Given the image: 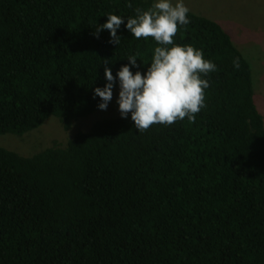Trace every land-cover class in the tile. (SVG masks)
Listing matches in <instances>:
<instances>
[{
  "label": "trees",
  "instance_id": "trees-1",
  "mask_svg": "<svg viewBox=\"0 0 264 264\" xmlns=\"http://www.w3.org/2000/svg\"><path fill=\"white\" fill-rule=\"evenodd\" d=\"M150 2L0 0V135L50 116L68 130L98 110L104 67L115 77L136 55L144 64L131 71L143 74L151 37L121 24L116 47L93 32ZM174 41L217 65L194 123L138 133L129 114L30 155L0 145V264H264V120L250 63L219 21L193 11Z\"/></svg>",
  "mask_w": 264,
  "mask_h": 264
},
{
  "label": "clouds",
  "instance_id": "clouds-1",
  "mask_svg": "<svg viewBox=\"0 0 264 264\" xmlns=\"http://www.w3.org/2000/svg\"><path fill=\"white\" fill-rule=\"evenodd\" d=\"M128 7H133L131 3ZM134 15L127 18L108 13L103 24H97L93 35L107 30L109 42L116 47L121 37L117 35L121 24L135 38L151 37L154 47L151 62L143 74L137 70V56L127 57L115 77L110 67H104L106 83L93 88V96L99 97V110H106L113 98V88L118 82L116 103L123 119L129 114L134 128L143 133L152 125L169 126L187 118L194 123L196 114L206 107L205 90L209 88V73L217 71V65L206 59L202 49L191 44H178L174 37L179 27L190 23V8L185 0H151L147 8L135 7ZM108 65L107 60H103ZM233 67L239 68L234 59Z\"/></svg>",
  "mask_w": 264,
  "mask_h": 264
},
{
  "label": "rangeland",
  "instance_id": "rangeland-1",
  "mask_svg": "<svg viewBox=\"0 0 264 264\" xmlns=\"http://www.w3.org/2000/svg\"><path fill=\"white\" fill-rule=\"evenodd\" d=\"M190 11L219 21L233 42L247 56L252 69L254 99L264 120V0H185ZM119 86L106 110L77 118L65 130L58 118L50 116L39 127L20 136L1 134L0 145L24 155L38 152L54 142L65 144L77 131H85L103 118L120 116L116 103Z\"/></svg>",
  "mask_w": 264,
  "mask_h": 264
}]
</instances>
